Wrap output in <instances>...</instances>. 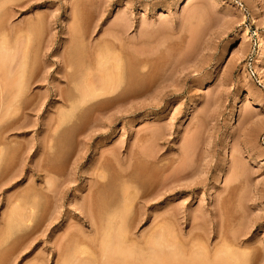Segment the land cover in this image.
I'll return each mask as SVG.
<instances>
[{
  "label": "rangeland",
  "instance_id": "rangeland-1",
  "mask_svg": "<svg viewBox=\"0 0 264 264\" xmlns=\"http://www.w3.org/2000/svg\"><path fill=\"white\" fill-rule=\"evenodd\" d=\"M11 2L0 264H264V0Z\"/></svg>",
  "mask_w": 264,
  "mask_h": 264
},
{
  "label": "bare ground",
  "instance_id": "bare-ground-1",
  "mask_svg": "<svg viewBox=\"0 0 264 264\" xmlns=\"http://www.w3.org/2000/svg\"><path fill=\"white\" fill-rule=\"evenodd\" d=\"M1 1L3 2V0H1ZM14 1H15V0H14ZM4 2H8V0H4ZM16 2H17V1H16ZM11 3H13V0H12ZM3 4H4V3H3ZM14 4H15V3H14ZM11 5H12V4H11ZM0 6H1V5H0ZM3 6H5V5H3ZM119 25H120V24H119ZM117 31H118V29H117ZM120 33H122V31H121ZM113 35H114V34H113ZM119 38H120V37H119ZM0 39H1V38H0ZM2 39H3V38H2ZM116 39H117V38H116ZM3 42H4V41H3ZM0 44L2 45L3 43H0ZM12 44H13V43H12ZM14 45H15V43H14ZM141 45H142V44H141ZM2 46H4V44H3ZM13 47H14V46H13ZM16 47H17V46H16ZM0 48H1V46H0ZM8 48H9V47H8ZM143 48H144V47H143ZM6 49H7V47H6ZM11 49H12V47H11ZM15 49H16V48H15ZM0 50H2V49H0ZM9 50H10V49H9ZM145 50H146V49H145ZM2 51H4V50H2ZM5 52H6V51H5ZM8 52H9V51H8ZM262 53H263V44L261 43V44L259 45L258 54L261 55ZM2 54H3V53H2ZM9 54H11V53H9ZM145 54H146V53H145ZM145 54H144V55H145ZM0 55H1V54H0ZM7 55H8V53H7V54L5 53V55H3V56L6 57ZM11 55H13V49H12V54H11ZM14 55H15V50H14ZM130 55H131V54H130ZM149 55H150V54H149ZM3 56H2V57H3ZM2 57H1V58H2ZM15 57H16V55H15ZM15 57H14V58H15ZM143 57H144V56H143ZM147 57H148V56H147ZM1 58H0V59H1ZM136 58H137V57H136ZM130 59H131V58H130ZM147 59H148V58H147ZM1 60L3 61V62H1V63H4V60H5V59H4V60L1 59ZM8 60H9V59H8ZM12 60H14V59H12ZM132 61H133V60H132ZM7 62H8V61L6 60L5 63H7ZM13 62H14V61H13ZM17 62H18V61H17ZM118 62H120V61L118 60ZM118 62H117V66H118ZM131 63H132V62H131ZM134 63H135V61H134ZM143 63H144V62H143ZM22 64H23V63H21V65H20L19 67H21ZM1 65L4 66L3 64H1ZM6 65H7V64H6ZM6 65H5V66H6ZM2 66H1V68H2L1 70H4ZM8 66H9V65H8ZM10 66H13V65H10ZM14 66H15V65H14ZM16 66H17V68H18V65H17V64H16ZM119 67H120V66H119ZM119 67H118V68H119ZM4 68H6V67H4ZM13 68H15V67H13ZM7 69H8V68H7ZM7 69H6V70H7ZM116 69H117V68H116ZM16 70H17V69H16ZM16 70H13V71H16ZM120 70H121V69H120ZM11 71H12V70H11ZM11 71H10V72H11ZM18 71H19V70H18ZM116 71H117V70H116ZM5 72H6V71H5ZM7 72H8V71H7ZM16 72H17V71H16ZM0 73H1V71H0ZM12 73H14V72H12ZM12 73H11V74H12ZM1 74H2V73H1ZM117 74H118V73H117ZM117 74H116V75H117ZM5 75H6V74H5ZM18 75H20V74L18 73ZM116 75H115V77H117ZM1 76H2V75H1ZM6 76H7V75H6ZM12 76H13V75H11V76H7V77H8V78H9V77L11 78ZM14 76H17V75L15 74ZM3 78H4V77H3ZM8 78H7V79H8ZM117 78H118V77H117ZM119 78H120V77H119ZM1 79H2V78H1ZM5 79H6V78H5ZM5 79H4V80H5ZM14 79H16V78H14ZM17 79H19V78L17 77ZM103 79H104V78H103ZM115 79H116V78H115ZM12 80H13V78H12ZM105 80H106V79H105ZM118 80H119V79H118ZM17 81H18L17 83H19L20 80H17ZM101 81H102V80H101ZM1 82H2V81H1ZM12 82H13V81H12ZM14 82H15V81H14ZM103 82H104V84H105L106 82L108 83V80H107V81H104V80H103ZM116 82H117V81H116ZM17 83H16V84H17ZM20 83H21V81H20ZM99 83L101 84V82H99ZM13 84H14V83H13ZM110 84H111V83H110ZM114 84H115V83H114ZM14 85H15V84H14ZM96 85H97V84H96ZM106 85H107V84H106ZM99 86H100V87H99ZM99 86H98V87L96 86V87H97V88H100V89L103 88V89H102L103 92H104V91L108 92V90L111 92V90L108 89V87H106L108 90H107V89L105 90L104 87H101V85H99ZM102 86H104L103 83H102ZM21 87H22V85H21ZM96 87H95L94 89H96ZM14 88H15V86H14ZM16 88H18V87L16 86ZM91 88H92V87H91ZM94 89H93V90H94ZM100 89H99V90H100ZM14 90H15V89H14ZM17 90H18V89H17ZM19 90H21V89H19ZM91 90H92V89H91ZM21 91H22V90H21ZM21 91H20V93H21ZM86 91H87V90H86ZM86 91H85V92H86ZM89 91H90V90H89ZM97 91H98V90H96V92H97ZM135 91H136V90H135ZM14 92H15V91H14ZM17 92H18V91H17ZM87 92H88V91H87ZM92 92H93V91H92ZM96 92L94 91L93 93L95 94ZM98 92H100V91H98ZM88 93H90V92H88ZM104 93H105V92H104ZM122 93H123V92H122ZM90 94H91V93H90ZM94 94H93V95H94ZM99 94H100V93H99ZM102 94H103V93H102ZM111 94H112V93H111ZM12 95H13V94H12ZM83 95H84V94H82V96H83ZM87 95H89V94H87ZM95 95H96V94H95ZM19 96H20V95H19ZM85 96H86V95H85ZM99 96H100V95H99ZM102 96H103V95H102ZM14 97H16V95L13 96L12 100L14 99ZM95 97H96V96H95ZM95 97H90V98H95ZM97 97H98V96H97ZM17 98H18V97H17ZM80 98L82 99L83 97H80ZM85 98H86V97H85ZM90 98H89V99H90ZM107 98H108V97H107ZM64 99H65V98H64ZM89 99H86V100L89 101ZM96 99H97V98H96ZM112 99H113V98H112ZM79 100H80V99H79ZM79 100H78V101H79ZM82 100H83V99H82ZM93 100H94V99H93ZM105 100H106V99H105ZM63 101H64V100H63ZM66 101H67V100H66ZM108 101H109V99H108ZM16 102H17V101H16ZM81 102H82V101H81ZM86 102H87V101H86ZM113 102H114V101H113ZM95 103H96V102H95ZM76 104H78V103H77V100H76ZM79 104H80V103H79ZM73 105H74V104H73ZM73 105H71V106H73ZM14 107H15V106H14ZM86 107H87V106H86ZM86 109H87V108H86ZM86 109H85V110H86ZM100 109H101V108H100ZM90 110H91V109H90ZM146 151H147V150H146ZM149 152H150V151H149ZM149 152H147V153H149ZM142 153H143V152H142ZM150 153H151V152H150ZM144 154H146V153H144ZM150 155H151V154H150ZM144 156H145V155H144ZM142 157H143V156H142ZM156 157H157V156H156ZM148 158H149V156H148ZM150 159H151V156H150ZM152 159H153V158H152ZM152 161H153V160H152ZM146 162H147V161H146ZM149 163H150V162H149ZM181 163H182V162H181ZM181 163H180V164H181ZM185 163H186V161H185ZM182 166H183V165H182ZM178 167H179V166H178ZM183 168H184V167H183ZM175 170H176V169H175ZM176 171H177V170H176ZM176 171H175V172H176ZM179 171L183 172L182 170H179ZM181 172H180V173H181ZM183 174H185V172H183ZM170 175H171V174H170ZM172 175H173V174H172ZM172 175H171V176H172ZM175 175H177V174H175ZM173 177H174V175H173ZM167 178H168V176H167ZM176 178H177V177H176ZM173 180H174V179H173ZM173 180H171V181H173ZM176 181H177V180H176ZM161 186H162V185H161ZM161 186H159V187L161 188ZM126 190H127V189H125V191H126ZM160 190H161V189H160ZM121 192H122V189H121ZM155 192H156V191H155ZM124 193H126V192H123V194H124ZM127 193H128V192H127ZM162 193H163V192H162ZM121 194H122V193H121ZM128 195H129V194H128ZM128 195H127V196H128ZM130 196H133V195H130ZM122 198H123V197H122ZM122 200H125V199H122ZM129 200L131 201V199H129ZM29 201H30V200H29ZM125 201H126V200H125ZM130 201H129V202H130ZM26 202H27V201H26ZM26 202H25V203H26ZM123 202H124V201H123ZM28 203H30V202H28ZM28 203H26V204L28 205ZM14 204H15V203H14ZM16 204H17V203H16ZM27 205H26V207H27ZM30 205H31V204H30ZM30 205H29V206H30ZM120 205H121V203H120ZM128 205H129V204H128ZM128 205H127V206H128ZM130 205H131V204H130ZM18 206H19V205H18ZM12 207H13V206H12ZM14 207H15V206H14ZM26 207H25V208H26ZM31 207H32V206H31ZM123 207H124V206H123ZM123 207H122V208H123ZM16 208H17V206H16ZM21 208H22V207H21ZM27 208H28V207H27ZM127 208H128V207H127ZM28 209H29V208H28ZM25 210H26V209H25ZM127 210H128V209H127ZM32 211H33V210H32ZM119 212H120V211H119ZM119 212H118L117 214H119ZM18 213H19V212H18ZM29 213H31V212H29ZM26 214H27V213H26ZM26 214H25V215H26ZM123 214H124V213H123ZM20 215H21V214H20ZM114 215H116V213H115ZM18 216H19V214H18ZM112 216H113V214H112ZM117 216H118V215H117ZM11 217H12V216H11ZM21 217H23V216H21ZM108 217H111V216L108 215ZM114 217H115V216H114ZM12 218H13V217H12ZM12 218H11V219H12ZM5 219H6V218H5ZM9 219H10V218H9ZM109 219H110V218H109ZM113 219H114V218H113ZM13 220H14V219H13ZM111 220H112V219H111ZM120 220H121V219H120ZM123 220H124V219H123ZM18 221H19V220H18ZM112 221H113V220H112ZM19 222H20V221H19ZM120 222H121V221H120ZM10 223H12V222L10 221ZM121 223H122V222H121ZM104 224L106 225V222H105ZM108 224H109V223H108ZM105 225H104V227H105ZM115 225H116V224H115ZM96 226H97V225H96ZM96 226H95V227H96ZM99 226H100V225H99ZM107 226H108V225H107ZM121 227H122V226L119 225L118 228L121 229ZM5 228H6V227H5ZM101 228H102V227H101ZM118 228H117V229H118ZM99 229H100V228H99ZM99 229H98V230H99ZM108 229H109V227H108ZM108 229H106V230H108ZM113 229H114V228H113ZM113 229H112V230H113ZM120 229H119V231H120ZM112 230H111V231H112ZM122 230H124V229H122ZM160 230H161V228H160ZM5 231H6V230H5ZM102 231H103V230H102ZM155 231H157V230H155ZM3 232H4V231H3ZM112 232H113V231H112ZM112 232H110V233H112ZM120 232H121V231H120ZM123 232L125 233V231H123ZM1 233H2V232H1ZM102 234H103V233H102ZM108 234H109V233H108ZM113 234H114V233H113ZM121 234H122V233H121ZM154 234H155V233H154ZM104 235H106V234H103L102 236H104ZM111 235H112V234H111ZM111 235H109V236H111ZM125 235H126V234H124V236H125ZM112 236H113V235H112ZM115 236H116V233H115ZM159 236H160V235H159ZM113 237H114V236H113ZM113 237H112V238H113ZM122 237H123V236H122ZM150 237H151V234H150ZM155 237H156V236H155ZM155 237L153 236L152 239H153L154 241L158 240V239H155ZM105 238H106V237H105ZM110 238H111V237H110ZM116 238H117V237H116ZM120 238H121V237H120ZM120 238H119V239H120ZM159 238H160V237H159ZM102 239L104 240L103 237H102ZM106 239H107V238H106ZM119 239H117V240H118V241H121V242H119V243H121V244H120V248H121V247L125 246V245H123V243H124L125 240L123 241V240H121V239L119 240ZM122 239H124V238H122ZM147 239H148V238H147ZM160 239H161V238H160ZM160 239H159V240H160ZM112 240H113V239H112ZM126 240H127V239H126ZM148 240H149V239H148ZM153 240H152V243H154ZM122 241H123V242H122ZM146 241H147V240H146ZM150 241H151V240H150ZM150 241H149V242H150ZM101 242H102V241H101ZM105 242H106V241H105ZM108 242H109V241H108ZM114 242H115V241H114ZM161 243H163V242H161ZM170 243H171V242H170ZM145 244H146V243H145ZM99 245H100V244H99ZM101 245H102V244H101ZM101 245H100V246H101ZM103 245H104V244H103ZM110 245H112V244H110ZM156 245H159V244H156ZM167 245H168V244H167ZM107 246H108V248H109V245H106V247H107ZM126 246H127V245H126ZM126 246H125V247H126ZM148 246H149V245H148ZM148 246H147V247H148ZM154 246H155V245H154ZM117 247H119V245H118ZM117 247H116V248H117ZM125 247H124V248H125ZM128 247H129V245H128ZM149 247H150V246H149ZM108 248H107V249H108ZM129 248H130V247H129ZM142 248H143V247H142ZM150 248H151V247H150ZM150 248H149V249H150ZM58 249H59V248H58ZM122 249H123V248H122ZM137 249H138V248H137ZM139 249H140V248H139ZM152 249H153V247H152ZM152 249H151V250H152ZM225 249H226V248H225ZM66 250H67V249H66ZM66 250H65V251H66ZM125 250H126V249H125ZM130 250H132V248H131ZM221 250H222V249H220V251H221ZM60 251H62V250H60ZM105 251H106V249H105ZM107 251H108V250H107ZM118 251H119V250H118ZM127 251H128V250H127ZM132 251H133V250H132ZM143 251H144V250H143ZM145 251H146V250H145ZM153 251H154V250H153ZM153 251H152V252H153ZM217 251H218V250H217ZM226 251H228V250H226ZM226 251H223V252H226ZM11 252H12V251H11ZM57 252H59V251H57ZM139 252H140V251H139ZM139 252H138V253H139ZM158 252H159V251H158ZM60 253H61V252H60ZM113 253H114V252H112L111 255H117L116 253H115V254H113ZM134 253H135V251L133 252V254H134ZM147 253H148V250H147ZM150 253H151V252H150ZM215 253H216V252H215ZM218 253H219V252H218ZM221 253H222V252H221ZM11 254H12V253H11ZM69 254H71V253L69 252ZM72 254H74V252H73ZM72 254H71V255H72ZM120 254H121V255H124V254H122V253H120ZM128 254H129V253H128ZM130 254H132V253H130ZM139 254H140V253H139ZM154 254H155V253H154ZM165 254H166V253H165ZM167 254H168V253H167ZM219 254H220V253H219ZM225 254H226V253H225ZM229 254H230V253H229ZM77 255H78V254H77ZM104 255H105V254H104ZM106 255H108V254H106ZM136 255H137V254H136ZM143 255H144V254H143ZM148 255H149V254H148ZM168 255H169V254H168ZM215 255H216V254H215ZM222 255H223V254H222ZM226 255H227V254H226ZM226 255H225V256H226ZM58 256H59V255H58ZM69 256H70V255H69ZM69 256H68V257H69ZM118 256H119V255H118ZM149 256H153V254H152V255H149ZM228 256H229V255H228ZM8 257H9V256H8ZM61 257H62V256H61ZM66 257H67V256H66ZM68 257H67V259H69ZM70 257H71V256H70ZM75 257H77V256H75ZM107 257H109V256H107ZM115 257H117V256H115ZM115 257H113V258H115ZM123 257H124V256H123ZM145 257H146V256H145ZM157 257H158V256H157ZM216 257H217V256H216ZM218 257H219V256H218ZM58 258H59V257H58ZM124 258H125V257H124ZM124 258H122V259H124ZM146 258H147V257H146ZM149 258H150V257H149ZM196 258H197V256H196ZM199 258H200V257H199ZM219 258H220V257H219ZM222 258H224V257H222ZM225 258H226V257H225ZM228 258H229V257H228ZM228 258H226V259H228ZM111 259H112V258H111ZM111 259H110V260H111ZM116 259H117V258H116ZM122 259H121V260H122ZM144 259H145V258H144ZM213 259H214V258H213ZM11 260H12V259H11ZM74 260H75V259H74ZM110 260H109V263H110ZM140 260H141V259H140ZM201 260H202V259H201ZM216 260H218V259H216ZM222 260H223V259H222ZM224 260H225V259H224ZM69 261H70V260H68V262H69ZM124 261H125V260H124ZM203 261H204V260H202V262H203ZM213 261H215V260H213ZM225 261H226V260H225ZM225 261H224V262H225ZM1 262H2V261H1ZM65 262H67V261H65ZM139 262H140V261H139ZM200 262H201V261H200ZM204 262H208V261H204ZM217 262H218V261H217ZM221 262H222V261H221ZM60 263H61V262H60ZM73 263H75V262H73ZM73 263L71 262V264H73ZM130 263H131V262H130ZM226 263H227V262H226ZM226 263H225V264H226ZM63 264H64V263H63ZM78 264H79V262H78ZM81 264H82V263H81ZM85 264H86V263H85ZM131 264H132V263H131ZM201 264H202V263H201ZM204 264H205V263H204ZM206 264H208V263H206ZM214 264H216V263H214ZM220 264H221V263H220ZM222 264H223V262H222Z\"/></svg>",
  "mask_w": 264,
  "mask_h": 264
}]
</instances>
